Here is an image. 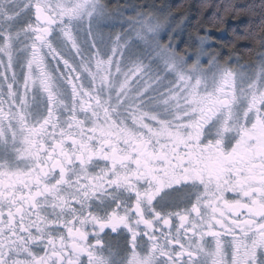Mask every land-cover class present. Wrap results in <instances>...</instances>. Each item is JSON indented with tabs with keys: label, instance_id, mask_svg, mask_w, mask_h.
Returning <instances> with one entry per match:
<instances>
[{
	"label": "snow or ice",
	"instance_id": "1",
	"mask_svg": "<svg viewBox=\"0 0 264 264\" xmlns=\"http://www.w3.org/2000/svg\"><path fill=\"white\" fill-rule=\"evenodd\" d=\"M0 264H264V0H0Z\"/></svg>",
	"mask_w": 264,
	"mask_h": 264
},
{
	"label": "trees",
	"instance_id": "2",
	"mask_svg": "<svg viewBox=\"0 0 264 264\" xmlns=\"http://www.w3.org/2000/svg\"><path fill=\"white\" fill-rule=\"evenodd\" d=\"M136 2H138V0H132V3H136ZM170 2L172 4H182V3H184V0H170ZM190 2L193 5H197V4L200 3V0H190ZM196 15H197L196 8L193 7L190 10V23H189V26L177 37V43H180L181 47L185 46L181 42L182 41H188L189 40V35L191 33L195 32V29L191 25H194L196 23ZM242 20L244 21L243 23H238L237 21L229 20L228 21V28H229L228 31H225L223 33H220V32L214 33L215 37L217 38V41L218 42L227 43L232 38V34H231V29L232 28H237L238 30L242 31V29L244 27V24L247 22L245 18H242ZM249 47H250V45L247 44L246 42H241V44H240V53L239 54L241 56H244L245 58H247L246 53H247V49ZM240 62L243 63L244 61L241 60Z\"/></svg>",
	"mask_w": 264,
	"mask_h": 264
},
{
	"label": "rangeland",
	"instance_id": "3",
	"mask_svg": "<svg viewBox=\"0 0 264 264\" xmlns=\"http://www.w3.org/2000/svg\"><path fill=\"white\" fill-rule=\"evenodd\" d=\"M122 23H123L122 21H116L115 22V28L114 29H105V32H107L109 30L119 31Z\"/></svg>",
	"mask_w": 264,
	"mask_h": 264
}]
</instances>
